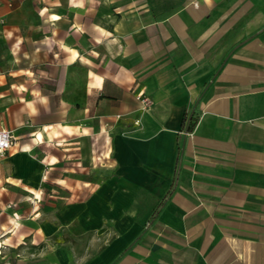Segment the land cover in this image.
I'll list each match as a JSON object with an SVG mask.
<instances>
[{
	"label": "crops",
	"instance_id": "crops-1",
	"mask_svg": "<svg viewBox=\"0 0 264 264\" xmlns=\"http://www.w3.org/2000/svg\"><path fill=\"white\" fill-rule=\"evenodd\" d=\"M0 57V264H264V0H0Z\"/></svg>",
	"mask_w": 264,
	"mask_h": 264
},
{
	"label": "built area",
	"instance_id": "built-area-1",
	"mask_svg": "<svg viewBox=\"0 0 264 264\" xmlns=\"http://www.w3.org/2000/svg\"><path fill=\"white\" fill-rule=\"evenodd\" d=\"M143 95H138L137 99L141 101V103H144L147 101L146 97H142ZM187 135L191 136L192 132L187 131ZM18 144L17 137L14 135L13 131L1 128L0 129V153H4V151L11 149L13 147H16Z\"/></svg>",
	"mask_w": 264,
	"mask_h": 264
},
{
	"label": "rangeland",
	"instance_id": "rangeland-1",
	"mask_svg": "<svg viewBox=\"0 0 264 264\" xmlns=\"http://www.w3.org/2000/svg\"><path fill=\"white\" fill-rule=\"evenodd\" d=\"M31 45H32V43H31ZM28 53H31V55H28L27 57H23V59L27 62V63H38L37 61L39 60V58L38 57H36V56H34V54H33V49L31 48V47H29V49H28ZM4 58L3 57H0V61H2ZM43 115H44V112H43ZM44 117V116H43ZM0 118H1V116H0ZM95 122V121H94ZM75 143H76V141H75ZM7 151H9V149L8 150H6V151H4V153H0V165H1V159L3 158V156H5V154L7 153ZM46 203H49V201H47Z\"/></svg>",
	"mask_w": 264,
	"mask_h": 264
}]
</instances>
